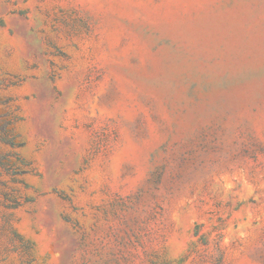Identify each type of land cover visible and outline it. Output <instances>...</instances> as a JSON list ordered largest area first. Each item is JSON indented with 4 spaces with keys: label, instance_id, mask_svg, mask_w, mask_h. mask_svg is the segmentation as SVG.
Segmentation results:
<instances>
[{
    "label": "rangeland",
    "instance_id": "obj_1",
    "mask_svg": "<svg viewBox=\"0 0 264 264\" xmlns=\"http://www.w3.org/2000/svg\"><path fill=\"white\" fill-rule=\"evenodd\" d=\"M0 115V264H264V0H0Z\"/></svg>",
    "mask_w": 264,
    "mask_h": 264
},
{
    "label": "trees",
    "instance_id": "obj_2",
    "mask_svg": "<svg viewBox=\"0 0 264 264\" xmlns=\"http://www.w3.org/2000/svg\"><path fill=\"white\" fill-rule=\"evenodd\" d=\"M14 123L13 119L0 118V145L7 146L0 150V206L7 209H17L24 204L22 187L29 186L25 179L30 172L29 163L18 149L22 142L18 140ZM215 249L219 254L217 242Z\"/></svg>",
    "mask_w": 264,
    "mask_h": 264
}]
</instances>
